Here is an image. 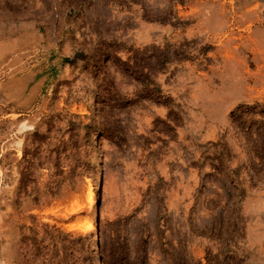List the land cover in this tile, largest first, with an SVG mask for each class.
Masks as SVG:
<instances>
[{"label":"rangeland","instance_id":"obj_1","mask_svg":"<svg viewBox=\"0 0 264 264\" xmlns=\"http://www.w3.org/2000/svg\"><path fill=\"white\" fill-rule=\"evenodd\" d=\"M0 264H264V0H0Z\"/></svg>","mask_w":264,"mask_h":264},{"label":"bare ground","instance_id":"obj_2","mask_svg":"<svg viewBox=\"0 0 264 264\" xmlns=\"http://www.w3.org/2000/svg\"><path fill=\"white\" fill-rule=\"evenodd\" d=\"M98 153V152H97ZM103 160V159H102ZM95 172V171H93ZM99 181V180H98ZM96 183L87 181L71 197L69 212L75 215V220L70 222L67 229L73 233L89 236L92 245V254L98 262V252L95 243V212L97 203ZM87 214L80 216V212Z\"/></svg>","mask_w":264,"mask_h":264}]
</instances>
